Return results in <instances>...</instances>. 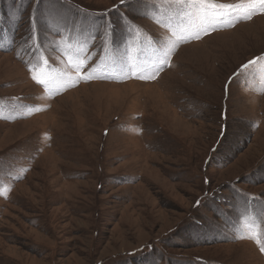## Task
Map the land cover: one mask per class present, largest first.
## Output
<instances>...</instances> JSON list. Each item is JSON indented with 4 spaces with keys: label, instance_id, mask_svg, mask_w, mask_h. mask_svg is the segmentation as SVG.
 <instances>
[{
    "label": "rangeland",
    "instance_id": "rangeland-1",
    "mask_svg": "<svg viewBox=\"0 0 264 264\" xmlns=\"http://www.w3.org/2000/svg\"><path fill=\"white\" fill-rule=\"evenodd\" d=\"M211 2L0 0V264H264V12Z\"/></svg>",
    "mask_w": 264,
    "mask_h": 264
},
{
    "label": "snow or ice",
    "instance_id": "snow-or-ice-1",
    "mask_svg": "<svg viewBox=\"0 0 264 264\" xmlns=\"http://www.w3.org/2000/svg\"><path fill=\"white\" fill-rule=\"evenodd\" d=\"M35 2V0H34ZM126 0H120V5H125ZM168 3L175 4L179 6L182 10L183 9H192L193 11L189 13H185L186 15L195 16L199 21L200 24L203 25H212L216 19L222 18L224 16V12H216L215 9H229V12H231L234 8V6L229 5H223V4H215L212 3L211 0H168ZM254 12H264V0H251V7L246 10L245 15L249 18L251 17L252 13ZM204 33L207 34V27H204ZM196 39H199V35L195 37ZM257 60L250 61L249 64H255L257 63ZM249 65H245L244 67H248ZM77 70H79V66H77ZM34 79H37L36 77H33ZM91 78V77H89ZM143 78V77H141ZM151 79H155V74L152 77H149ZM38 83L43 84V80L37 79ZM255 239V236H253ZM257 243H259V240H257ZM261 251H264V246L261 247Z\"/></svg>",
    "mask_w": 264,
    "mask_h": 264
}]
</instances>
